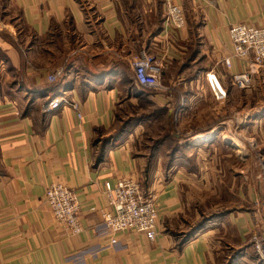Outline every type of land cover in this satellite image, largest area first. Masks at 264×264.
Wrapping results in <instances>:
<instances>
[{
  "label": "crops",
  "instance_id": "0c3cea01",
  "mask_svg": "<svg viewBox=\"0 0 264 264\" xmlns=\"http://www.w3.org/2000/svg\"><path fill=\"white\" fill-rule=\"evenodd\" d=\"M170 3L184 9L181 30L167 24ZM237 23L264 27V0H0V264H264L251 243L264 238V68L253 87L233 86L249 64L233 56ZM142 50L165 58L161 91L131 84ZM65 94L82 118L47 110ZM138 104L162 109L155 154L134 138L145 122L113 137ZM130 176L156 193L158 235L112 244L105 182ZM54 181L79 195L80 233L55 220Z\"/></svg>",
  "mask_w": 264,
  "mask_h": 264
},
{
  "label": "built area",
  "instance_id": "2783aa9c",
  "mask_svg": "<svg viewBox=\"0 0 264 264\" xmlns=\"http://www.w3.org/2000/svg\"><path fill=\"white\" fill-rule=\"evenodd\" d=\"M167 24L175 30L186 26L184 9L170 3L167 6ZM229 35L233 43V56L248 60L244 71L233 73L231 82L238 89H249L254 85L255 68H264V27L237 23L230 27ZM225 64L231 67V60L225 59ZM133 79L143 88L161 91L164 89L162 74L165 68V58L142 50L133 61ZM62 75L57 71L49 76L50 81H56ZM206 78L218 98L226 97L220 79L215 72L206 74ZM63 104L71 106L82 118L79 104L71 101L68 96L51 97L47 110H57ZM105 196L109 210L102 211L103 223L112 235L111 243L116 244L117 235L126 231L144 233L150 240L158 235L159 203L155 192L146 191L135 177H121L114 183L105 182ZM46 200L57 223L70 233H80L81 202L78 193L61 181L50 183L46 189ZM94 209V208H93ZM256 255L264 262V238L257 234L251 237Z\"/></svg>",
  "mask_w": 264,
  "mask_h": 264
},
{
  "label": "rangeland",
  "instance_id": "374dc122",
  "mask_svg": "<svg viewBox=\"0 0 264 264\" xmlns=\"http://www.w3.org/2000/svg\"><path fill=\"white\" fill-rule=\"evenodd\" d=\"M133 83H134V79L132 78L131 84H133ZM146 106L147 107L139 114H137V112H138V110H140L141 104L134 105L132 107V110L134 111V119L135 120H133V118L128 119L129 123L126 126V128H124V130H123L124 132H120L118 134V136L119 135L122 136L128 132H131V130H132L131 128L135 124V122L138 120H141V119H137V118L140 116H143V115H148L144 119L145 121L142 120V122H145L144 127L140 129V132L138 134H135L134 138H135V141L137 142L138 148H143V149L148 148L147 151H149L152 154L153 153L155 154V152L157 151V149L159 147L155 148L154 152H153V148L158 143V141L162 139V135H164L165 122H163V120L161 118L158 119L157 117L153 118V116H150L153 109L156 106H154L153 104H146ZM113 136H115V135L113 134ZM159 143H160V141H159ZM161 143L159 144L160 147H161ZM167 145H168V143H167ZM144 186L148 187L146 182H144ZM257 258H258V256H257Z\"/></svg>",
  "mask_w": 264,
  "mask_h": 264
},
{
  "label": "trees",
  "instance_id": "16d2710c",
  "mask_svg": "<svg viewBox=\"0 0 264 264\" xmlns=\"http://www.w3.org/2000/svg\"><path fill=\"white\" fill-rule=\"evenodd\" d=\"M147 90L150 91V92H158V91L153 90V89H147ZM160 111H162V109H160V108H158V107L156 106V107L153 109V111H152V113H151L150 116H153V118H155V117L158 116V114H159ZM160 114H162V113H160ZM160 114H159V115H160ZM146 116H148V115L140 116V117H138L137 119H141V120H138V121H142V120H144V119L146 118ZM133 120H135V119L133 118ZM128 123H129V120H128L127 122H125L124 125H123V126L118 130V132H116L114 135H115V136H118V134H119L120 132H124L123 130H124V128H126V126L128 125ZM135 123H137V121H136ZM167 136L169 137L170 135L168 134ZM113 137H114V136H113ZM170 137H171V136H170ZM165 138H166V137H165ZM159 141H160V143H161L162 140H159ZM159 141H158V143L154 146V148H157V147H158V145L160 144ZM170 146L172 147V149H174V148L177 147L178 145H175V144L170 143ZM173 146H174V147H173ZM206 221H207V219H204L203 221H201L196 229H197V230L201 229V228L205 225ZM261 262H263V261H261ZM263 263H264V262H263Z\"/></svg>",
  "mask_w": 264,
  "mask_h": 264
}]
</instances>
